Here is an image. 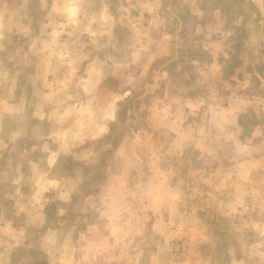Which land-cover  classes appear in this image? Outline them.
Wrapping results in <instances>:
<instances>
[{
	"label": "rangeland",
	"instance_id": "1",
	"mask_svg": "<svg viewBox=\"0 0 264 264\" xmlns=\"http://www.w3.org/2000/svg\"><path fill=\"white\" fill-rule=\"evenodd\" d=\"M0 264H264V0H0Z\"/></svg>",
	"mask_w": 264,
	"mask_h": 264
},
{
	"label": "crops",
	"instance_id": "2",
	"mask_svg": "<svg viewBox=\"0 0 264 264\" xmlns=\"http://www.w3.org/2000/svg\"><path fill=\"white\" fill-rule=\"evenodd\" d=\"M101 83V82H100ZM95 86L97 87L98 86V84H97V82L95 81ZM100 86V85H99ZM123 211L124 210H118L117 212H119V215H120V213H122V215H123ZM156 213H154L153 212V215H155ZM117 215V214H116ZM112 216V212H111V215H110V217ZM103 228V227H102ZM108 228L109 229H113V228H115V229H120V228H123V224H106V227H105V230H103V231H105L106 233H108L109 231H108ZM103 231H101V232H103ZM106 240H108V239H106ZM110 242V241H109ZM64 261V260H63ZM66 261H67V258H66Z\"/></svg>",
	"mask_w": 264,
	"mask_h": 264
}]
</instances>
